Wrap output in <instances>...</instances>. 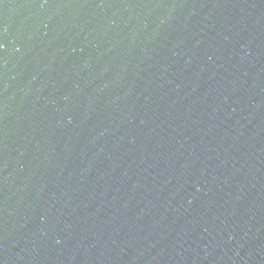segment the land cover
Returning a JSON list of instances; mask_svg holds the SVG:
<instances>
[{"label":"water","instance_id":"1","mask_svg":"<svg viewBox=\"0 0 264 264\" xmlns=\"http://www.w3.org/2000/svg\"><path fill=\"white\" fill-rule=\"evenodd\" d=\"M0 264H264V0H0Z\"/></svg>","mask_w":264,"mask_h":264}]
</instances>
